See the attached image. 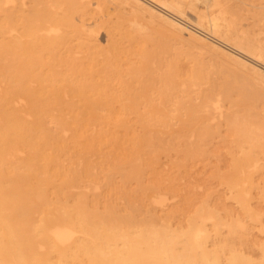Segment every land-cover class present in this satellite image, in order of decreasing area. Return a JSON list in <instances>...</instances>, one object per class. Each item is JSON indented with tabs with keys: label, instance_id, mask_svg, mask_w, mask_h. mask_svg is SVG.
<instances>
[{
	"label": "bare ground",
	"instance_id": "obj_1",
	"mask_svg": "<svg viewBox=\"0 0 264 264\" xmlns=\"http://www.w3.org/2000/svg\"><path fill=\"white\" fill-rule=\"evenodd\" d=\"M105 1L113 16L100 1L0 0V264H253L227 255L206 198L185 226L167 208L214 116L239 153L224 183L249 214L264 115L245 102L264 98V0Z\"/></svg>",
	"mask_w": 264,
	"mask_h": 264
},
{
	"label": "rangeland",
	"instance_id": "obj_2",
	"mask_svg": "<svg viewBox=\"0 0 264 264\" xmlns=\"http://www.w3.org/2000/svg\"><path fill=\"white\" fill-rule=\"evenodd\" d=\"M84 1L92 3L100 1L101 4H104L102 8H105L102 13L108 11L112 16L115 13L112 10V5L106 3V1L104 2V0ZM131 17V13L127 8H116V26L122 27L126 32L125 34H132L133 36L134 30L129 25ZM93 29L99 31L98 37H100L101 44L104 45L106 42L104 30L98 26ZM254 34L257 35L258 32L256 31ZM121 46L131 51L135 48V44L128 42L126 38L122 41ZM196 55L194 51L187 50L179 57L180 67L184 73L193 67ZM204 60L207 63H212L206 57ZM212 76L215 78L216 74ZM245 105L256 108L260 115H264V98L250 96L247 98ZM239 115L242 116L243 114L239 113ZM209 120H206L204 124L208 134L206 141H204V152L198 151L186 162L184 170L180 171L179 174H173L177 178L175 181H171L174 191L170 192L169 195H175V197L170 199V206L167 210L176 212V215H180L181 218L176 217L170 221V224L172 227L185 226L186 220L195 215L203 199L206 198L211 211L220 219V225L216 231L221 237L227 239L226 243L229 247L226 253L231 248L244 249L246 254H250L249 257L253 264H260V247L264 245V160L259 161L258 169L251 171L252 180L258 186L253 187L248 194L249 214L252 217H258V220H254L248 216V213H245V210L239 204L235 203L224 183L223 177L231 171L233 159L238 150L232 143L233 136L227 126L220 123L218 117L212 116ZM162 168H164V171L167 168L163 160ZM154 176L156 177V174ZM164 183L167 184V182ZM208 194L210 195L208 196ZM237 224L243 228L240 230L234 227ZM227 226H233V230H229ZM208 228L213 235L214 227L210 224Z\"/></svg>",
	"mask_w": 264,
	"mask_h": 264
}]
</instances>
